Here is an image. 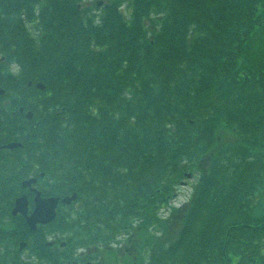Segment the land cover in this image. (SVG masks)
Here are the masks:
<instances>
[{
  "label": "trees",
  "instance_id": "trees-1",
  "mask_svg": "<svg viewBox=\"0 0 264 264\" xmlns=\"http://www.w3.org/2000/svg\"><path fill=\"white\" fill-rule=\"evenodd\" d=\"M89 1L0 0V148L23 145L0 149V251L264 264V0ZM33 177L77 195L36 231L11 214Z\"/></svg>",
  "mask_w": 264,
  "mask_h": 264
},
{
  "label": "water",
  "instance_id": "water-1",
  "mask_svg": "<svg viewBox=\"0 0 264 264\" xmlns=\"http://www.w3.org/2000/svg\"><path fill=\"white\" fill-rule=\"evenodd\" d=\"M37 87L43 88L42 85H37ZM19 145L20 144L13 143L8 145V148L18 147ZM34 182H36L35 179L25 181L23 183V186L24 187L30 186ZM73 199H75V195L71 198L68 197L63 199L62 202L70 204ZM34 202H35V208L30 215L28 214L29 211L28 198L25 195L17 199L13 210V214L21 213L26 216L28 224L32 230H35L38 224L49 223L55 218L56 208L59 203V198H42L41 193L37 191Z\"/></svg>",
  "mask_w": 264,
  "mask_h": 264
},
{
  "label": "flooded vegetation",
  "instance_id": "flooded-vegetation-1",
  "mask_svg": "<svg viewBox=\"0 0 264 264\" xmlns=\"http://www.w3.org/2000/svg\"><path fill=\"white\" fill-rule=\"evenodd\" d=\"M6 222V220H5ZM48 244L47 246H49V244L52 245H58L60 248H64L66 246L65 242H60L57 241L54 236H49L48 237ZM22 242H20L18 244V258H19V264H31L32 263V259H34L33 261H39L38 258H36L35 256H31L30 252L27 251V245L25 244H21ZM13 250H1L0 251V264H14L15 261L10 258V256H13ZM50 256H54V255H50ZM72 257V260H69L68 258ZM58 264H97L96 260H95V253L93 250H90L89 248H84V249H80V250H75V252H70L67 254H60L59 255V259H58ZM42 264H50L46 261H43Z\"/></svg>",
  "mask_w": 264,
  "mask_h": 264
},
{
  "label": "rangeland",
  "instance_id": "rangeland-1",
  "mask_svg": "<svg viewBox=\"0 0 264 264\" xmlns=\"http://www.w3.org/2000/svg\"><path fill=\"white\" fill-rule=\"evenodd\" d=\"M257 42L264 47V31L259 35ZM196 183V179H192L190 181H188L187 185L185 186H180L177 189V194L175 196V198L172 200V205L174 206H180L182 204H185L190 196L193 193V187ZM163 212V211H162Z\"/></svg>",
  "mask_w": 264,
  "mask_h": 264
}]
</instances>
